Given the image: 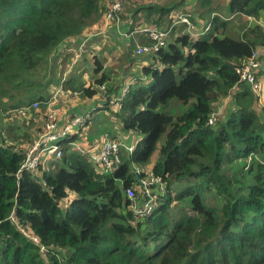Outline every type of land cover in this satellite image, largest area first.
<instances>
[{
    "label": "trees",
    "instance_id": "16d2710c",
    "mask_svg": "<svg viewBox=\"0 0 264 264\" xmlns=\"http://www.w3.org/2000/svg\"><path fill=\"white\" fill-rule=\"evenodd\" d=\"M114 1L0 0V264H264V94L237 72L264 46V0L200 11L205 30L196 36L185 29L195 22L187 0H121L107 22ZM124 23L126 33L137 34L123 61L94 53L89 84L71 68L61 73L66 79L55 74L50 55L58 46ZM150 24L168 32L166 45L136 54L138 45L152 43L141 30ZM259 61L257 82L264 54ZM57 78L68 97L103 99L95 114H78L81 135L93 121L98 135L134 144L132 151L121 147L112 168L73 147L78 133L60 141L62 156L48 157L45 168H22L48 107L57 108L51 97L65 95L50 89ZM228 96L223 119L209 123ZM150 163L160 183L149 184L153 207L138 215L127 188L140 203L149 198L136 169L148 178L143 166ZM211 192L219 204L207 202Z\"/></svg>",
    "mask_w": 264,
    "mask_h": 264
},
{
    "label": "built area",
    "instance_id": "2783aa9c",
    "mask_svg": "<svg viewBox=\"0 0 264 264\" xmlns=\"http://www.w3.org/2000/svg\"><path fill=\"white\" fill-rule=\"evenodd\" d=\"M122 8L121 0H115L110 4L107 10V22L110 19H113L115 11H119ZM177 15L173 14L172 17H176ZM183 21H188L187 17L181 18ZM152 41V43L148 45H138L136 49V54H142L147 51L157 52L160 48L166 45L168 40V32L166 30L161 29L159 26L155 24H150L144 26L142 29ZM122 35L129 36L130 33L123 32ZM264 54V46L257 47L253 52L252 56L249 59L240 65L237 68V72L240 73L241 79L245 80L246 83L252 84L255 90H258L260 95L264 94V79L257 82L255 77L254 69L260 66L259 56ZM56 97L53 96V102L56 100ZM33 106L38 108V102H34ZM25 108H22V111ZM58 110L49 106L47 110V116L45 118V124L42 125V130H40L38 136L35 138L33 144L27 147L26 157L23 161L22 168L27 170H37L42 167L45 168L46 164L44 158H48L52 156L51 160H55L56 158H60L62 156L61 152V144L60 141L64 140V137L68 133H79V126L84 121V117L77 115L73 116L72 122L66 124L63 128L58 125ZM218 115L213 113L211 118L209 119V123L215 124L218 120ZM78 127L75 128L74 125ZM73 147L78 150L82 154H88L91 160L97 164L103 165L106 168H112L116 163L119 162L120 155L119 151L122 146L128 151H132L134 149V144L122 143V141L116 139H109L108 135L105 136L103 142L100 143H90V142H78L74 141ZM124 144V145H123ZM48 153V154H47ZM51 166H55L52 164ZM137 172L141 173L140 170L136 169ZM151 176L142 177L143 185H140L149 198L144 200L142 203L139 202L138 196L136 192L131 187L127 188L128 197L131 198V207L134 208L135 212L138 215H143L149 211H151L153 207V195H151V187L149 184L154 182L160 183V177L154 176L151 170L147 171ZM162 184V183H161ZM163 186V185H161Z\"/></svg>",
    "mask_w": 264,
    "mask_h": 264
},
{
    "label": "crops",
    "instance_id": "0c3cea01",
    "mask_svg": "<svg viewBox=\"0 0 264 264\" xmlns=\"http://www.w3.org/2000/svg\"><path fill=\"white\" fill-rule=\"evenodd\" d=\"M124 27L127 30H129V28L131 29V27L126 25L125 23L124 25L119 24L118 26L108 25L103 27V25H101V28L98 31H91L90 33L87 32L88 34H85V36H81L79 38H70L69 39L71 40L70 45L61 46V48L58 51L60 55H58L59 53H56L55 56L52 59H50V62L53 64V68L56 71L55 74H58L59 72L58 64L65 62L66 65L64 67L66 68V70L63 73H67L70 70V68H71L70 71H72V68L74 66V70L72 73L76 74L78 82L79 83L81 81L86 82L87 78L91 76L88 69L92 65L94 53L97 54L98 56L99 55L102 56V58L105 59L107 63H111V64L120 63L119 59L123 56V54H125L123 50H125V47L129 43L130 38L133 36L134 33L137 34V30L135 29V32L130 34L129 36L122 35L123 32H127V30ZM110 30L111 33L109 32ZM113 32L117 34H113ZM99 42H106V43L102 46L101 45L98 46ZM101 48H104L105 50L104 53L103 51H101ZM113 48H116L117 52L120 53L116 58H114L116 56V49ZM70 50L75 52L74 53L72 52L71 54L67 55L64 58L63 57L60 58L63 52ZM76 55L78 56L75 57ZM64 67L59 66V70L61 69L62 71ZM69 91L72 92V90ZM61 94H65V92H61L59 95ZM67 94L62 95L61 98L60 97L55 98L58 101L57 103L58 125L61 126L62 128L69 122H72V120L69 119V117L72 114L73 115L85 114L88 112L87 107L93 104H95L96 106L99 104H103L102 103L103 99L98 101V99L100 98H96V97L89 98L84 96L81 97L80 95H78L79 92L71 97H68ZM51 100L53 102V96L51 97ZM41 120H43V118ZM91 123L94 122L91 121ZM74 127L77 128L78 124L74 125ZM87 128L89 129V125L87 126ZM99 132H100L99 128H97L96 134H99Z\"/></svg>",
    "mask_w": 264,
    "mask_h": 264
},
{
    "label": "rangeland",
    "instance_id": "374dc122",
    "mask_svg": "<svg viewBox=\"0 0 264 264\" xmlns=\"http://www.w3.org/2000/svg\"><path fill=\"white\" fill-rule=\"evenodd\" d=\"M106 2L108 1V0H105ZM148 1H150V2H154V3H156V2H158V3H160L161 5H164V4H168L170 1H173V0H148ZM178 1H180V0H176V1H173V3L174 4H177L178 3ZM227 1L228 0H210V2H204V0H200L198 3L195 1V0H187L186 1V4H185V6L184 7H187L188 8V10H190V12H191V14H193V15H195V22L194 21H192V19H191V25H187L186 27H185V29H186V31H188L191 35H195L196 33H198V32H202L203 30H205V24L204 23H206V21L204 20V19H202L201 17H199V14H201L200 13V11H207L208 9H210V8H213V7H215L216 9H221V8H223L225 5H226V3H227ZM183 7V6H182ZM182 7H180V9L182 8ZM183 7V8H184ZM179 9V8H178ZM166 17V16H165ZM165 17L163 18V19H165ZM239 20V19H238ZM237 20V21H238ZM234 22H236V21H234ZM242 24V22L241 23H238L237 24V26H239V25H241ZM263 24H264V22H263ZM196 36V35H195ZM107 42H109V41H107ZM106 42H99L98 43V46H102V45H104ZM124 44V43H123ZM61 48V46H58V48H56L55 49V52H57V51H59V49ZM127 48V47H126ZM113 49H116V48H113ZM108 50H110V49H108ZM101 51H103V53H104V48H101ZM124 51V50H123ZM74 53L75 51H65V52H63V54H61V56H60V58H64V57H66L67 55H69V54H71V53ZM80 52V51H79ZM59 53V52H58ZM60 54V53H59ZM120 53H118L117 52V49H116V56L114 57V58H116L118 55H119ZM55 56V54H51L50 55V59H52L53 57ZM78 55H76L75 57H77ZM71 57V56H70ZM69 57V58H70ZM124 58H126V56H125V54H123V56L119 59L120 61H123V59ZM69 60V59H68ZM67 60V61H68ZM105 61V60H104ZM106 62V61H105ZM60 63V62H59ZM66 65V63L65 62H62L61 64H58V76H60L62 79H66V78H63L62 76L64 75V74H61V73H63L62 71H61V69L59 70V66H65ZM45 69V68H44ZM92 71H93V69H92ZM92 71H91V73H92ZM71 72H73V71H70L69 72V74L71 73ZM68 74V75H69ZM66 75V74H65ZM52 75L51 74H49V78L51 77ZM66 77V76H65ZM39 78H41V76H39ZM57 83L56 84H54L53 86H51L50 87V89L51 90H57V91H60L61 89L63 90V92H65L66 90H65V86H66V84H64L63 82H62V80H60V78H57ZM92 80L90 79V77H88L87 78V80H86V84H89V82H91ZM62 83V85L59 87V88H57L58 86H59V84H61ZM66 93H69V92H66ZM264 98V97H263ZM2 99L5 101V98H3L2 97ZM230 100H231V97H226V98H224V99H221V101L218 103V105H219V108H218V110H217V115L218 116H221V119L220 120H222L223 118H222V115H224L225 114V110H226V108L228 107V105H229V103H230ZM175 102V101H174ZM175 104V103H174ZM96 105L95 104H93V105H91V106H89V107H87V110L88 111H90V110H94V114L96 113V107H95ZM22 108H23V106L22 107H20V111H22ZM10 112H12L13 113V111L12 110H8L7 111V113L6 114H9ZM4 116V115H3ZM14 117L16 118V119H18L17 121L19 122V123H22V121H23V118L24 117H22L21 115H18V114H14ZM4 121H5V118L3 119V124H4ZM6 122L7 123H9V129L11 130V133H13L14 132V127H12V125L10 124V119H9V117H8V120H6ZM46 122V121H45ZM45 122H44V124H45ZM36 124L37 125H39L37 122H36ZM91 124V123H90ZM90 124H88V125H90ZM94 124V123H93ZM119 127L117 126L115 129H113V131H115V130H117ZM90 130H93V131H90ZM95 130H97V127H95L94 125H92V127H89V129L86 127L84 130H82L81 131V133H82V135H81V138L78 140V141H80V142H83V143H85V142H90L91 140H90V137H94V138H97L98 136L99 137H102L103 135H98V134H96V132H94ZM21 131V128H19V129H17V131L14 133L15 135L16 134H18V132H20ZM116 132V131H115ZM110 134H112V132L110 131L109 132ZM5 135L6 136H9V132H6L5 131ZM113 135V134H112ZM136 137H138V136H136ZM103 138H104V136H103ZM102 138V139H103ZM102 139H97V140H102ZM164 139H165V137L163 136L162 138H161V140L160 141H164ZM22 139H19V141H21ZM96 139H95V142L98 144V143H100V141H97ZM135 140H137L136 138H135ZM48 154V153H47ZM155 158H156V155H155ZM155 158L153 159V160H155ZM46 158H44V161H45V164L47 165V162H46ZM151 166H152V163H150V165H146V166H143L144 167V169L146 170V171H148V170H150L151 169ZM138 168H140V167H138ZM209 204H212V205H215V204H219V202H220V198H217L216 196H215V194L213 193V192H211V193H209L208 194V201H207ZM12 216L14 217V213L12 214Z\"/></svg>",
    "mask_w": 264,
    "mask_h": 264
},
{
    "label": "water",
    "instance_id": "95a60500",
    "mask_svg": "<svg viewBox=\"0 0 264 264\" xmlns=\"http://www.w3.org/2000/svg\"><path fill=\"white\" fill-rule=\"evenodd\" d=\"M136 181L139 185H143L142 176L139 172L136 171Z\"/></svg>",
    "mask_w": 264,
    "mask_h": 264
},
{
    "label": "clouds",
    "instance_id": "9594fccd",
    "mask_svg": "<svg viewBox=\"0 0 264 264\" xmlns=\"http://www.w3.org/2000/svg\"><path fill=\"white\" fill-rule=\"evenodd\" d=\"M134 32H135V30H134ZM150 39V38H149ZM141 45H144V44H141ZM146 45V44H145ZM136 53V52H135ZM43 125V124H42ZM41 130H42V127H41ZM80 136H81V134L80 133H78ZM151 170V169H150ZM141 174V173H140ZM142 176V175H141ZM143 177V176H142Z\"/></svg>",
    "mask_w": 264,
    "mask_h": 264
}]
</instances>
